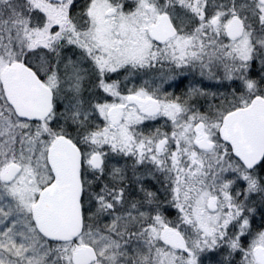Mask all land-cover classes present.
Returning <instances> with one entry per match:
<instances>
[{
	"label": "snow or ice",
	"instance_id": "snow-or-ice-1",
	"mask_svg": "<svg viewBox=\"0 0 264 264\" xmlns=\"http://www.w3.org/2000/svg\"><path fill=\"white\" fill-rule=\"evenodd\" d=\"M0 264H264V0H0Z\"/></svg>",
	"mask_w": 264,
	"mask_h": 264
}]
</instances>
